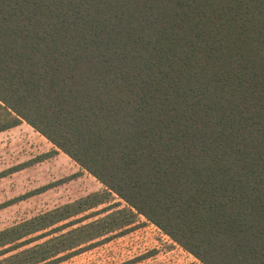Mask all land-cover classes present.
Returning <instances> with one entry per match:
<instances>
[{
    "label": "trees",
    "instance_id": "obj_1",
    "mask_svg": "<svg viewBox=\"0 0 264 264\" xmlns=\"http://www.w3.org/2000/svg\"><path fill=\"white\" fill-rule=\"evenodd\" d=\"M23 122L105 190L4 233L47 239L16 259L142 216L201 264H264V0H0V133Z\"/></svg>",
    "mask_w": 264,
    "mask_h": 264
},
{
    "label": "rangeland",
    "instance_id": "obj_2",
    "mask_svg": "<svg viewBox=\"0 0 264 264\" xmlns=\"http://www.w3.org/2000/svg\"><path fill=\"white\" fill-rule=\"evenodd\" d=\"M54 149L26 122L0 133V264H27L41 254V250L16 259L18 253L47 240L6 253L14 242H10L4 233L48 213L56 215L58 210L105 190L96 178L62 152L41 159ZM46 186V191H39ZM31 193L36 194L29 196ZM110 201L87 213L101 211L120 200L112 195ZM107 214L109 212L83 224ZM145 221L144 217L136 216L131 226L109 234L106 241L61 254L45 264H201Z\"/></svg>",
    "mask_w": 264,
    "mask_h": 264
}]
</instances>
